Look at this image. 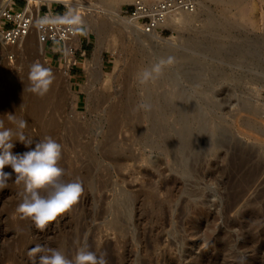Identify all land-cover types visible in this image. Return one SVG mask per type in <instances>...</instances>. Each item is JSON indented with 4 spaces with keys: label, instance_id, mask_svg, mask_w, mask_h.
Returning a JSON list of instances; mask_svg holds the SVG:
<instances>
[{
    "label": "rangeland",
    "instance_id": "obj_1",
    "mask_svg": "<svg viewBox=\"0 0 264 264\" xmlns=\"http://www.w3.org/2000/svg\"><path fill=\"white\" fill-rule=\"evenodd\" d=\"M41 1L43 10L50 7L57 13L65 4L72 17L64 1ZM131 1L76 0L79 23L91 12L110 30L105 35L92 23H80L79 63L70 74L47 48L42 50L35 30L32 45L28 37L16 46H4L0 39V131L12 132L13 154L29 150L19 141L21 136L34 142L31 148L46 137L54 139L62 146L58 166L64 169L63 180L84 188L79 202L41 233L17 211L23 184L14 183L13 173L9 187L0 190V264H32L28 251L36 244L44 246L38 255L49 254L51 248L72 259L85 243L108 264H264V0L230 6L228 15L239 16L232 35L205 33V26L216 30L221 22L215 26L202 20L184 27L172 23L160 32L170 49L178 51L200 37L213 38L215 46L226 49L237 43L258 44L263 62L246 65L229 60L232 54L226 50L216 55L189 50L184 57H165L164 46L150 44L145 35L132 34L110 16L116 7L127 15ZM4 2L0 0V16ZM222 9L209 7L219 16ZM161 60L163 72L148 83L167 82L164 73L191 67L198 75L195 85L228 87V100L201 95L205 101L215 100L221 117L215 120L229 131V151L217 148L206 155L209 167L199 175L176 166L173 170L159 149L137 143L129 126L115 128L116 147L105 146L112 117H126L121 106L148 85L139 83L140 74ZM33 64L51 69L54 77L42 97L30 90ZM197 65L205 70L203 78ZM20 120L27 121L26 127L19 128ZM236 149L251 152V158L233 155ZM4 171L13 170L5 166Z\"/></svg>",
    "mask_w": 264,
    "mask_h": 264
},
{
    "label": "bare ground",
    "instance_id": "obj_2",
    "mask_svg": "<svg viewBox=\"0 0 264 264\" xmlns=\"http://www.w3.org/2000/svg\"><path fill=\"white\" fill-rule=\"evenodd\" d=\"M47 1H64L70 6L72 18L77 19L76 21H78V13L81 6L76 0ZM41 2V0H28L27 10H29L34 17L31 31L26 36L28 38L24 37L28 39L27 44L29 45H32L33 42L32 36L34 33V24L37 10L40 7ZM199 3L200 6H202V10L197 12V9L193 13L182 12L175 15L171 17L163 27H167L172 23H179L184 27L197 20H202L206 25L212 22L215 25L217 21H220V28L212 30L211 27L205 26L206 30L203 29L204 32L213 31V34L215 32L226 33L229 35L233 34L231 33L232 29L236 26L239 16L233 18L228 15L227 10L233 4H239L242 7L244 0H200ZM8 4L14 6V0H5L2 10ZM210 4L222 6L223 9L220 16L219 14L217 15L215 12H212L213 10H209ZM109 12L111 13L110 16L117 23L123 24V26L129 31H132V34L136 32L139 35H145L150 44L164 46L165 51L163 52V55L169 59L187 56L189 50L209 51L213 55L218 54L221 50H226L232 54L231 57H229V60L236 61L241 65H246L248 62H263L261 61L259 52L256 50L258 44L256 45L255 43H237L226 49L221 47L220 44L219 46H215L213 38L201 39L200 37V40L193 41L187 49L181 51L170 49L167 38H164L159 30H154L150 33L142 31L135 22L129 19V17L120 13L117 10V7L115 10ZM92 15L91 12L88 13L87 16L82 17V22L80 23L90 24V26L92 23L94 27L98 26V30L101 34H108L110 30L108 29L109 25L104 22L102 23V21H97L95 18L93 19ZM213 24H211L212 28ZM216 24L218 25V23ZM203 35L205 36V34ZM136 37L137 35L133 37L135 43L138 42ZM20 42L21 41L17 44ZM0 46H2L1 41ZM41 46L43 50L44 45L42 43ZM197 66L202 67L201 65ZM202 69L204 75L200 78L205 76V70L203 67ZM161 75L163 76V74ZM164 75H166V77L168 76L167 82L148 83V85L142 89V93L133 97L128 104L121 106V111L125 109L128 115L122 118L112 117L113 119L110 124L111 132L108 134V141L105 146H109L111 149L116 147L117 131L115 128L120 125L129 126L136 137L137 143L141 144L144 142L147 146L149 145L152 146V148L156 147L159 149L161 155L164 157L163 159L172 163L171 168L173 170L176 166L183 169L187 174L193 173V175H199L209 167V162L205 161L206 155L211 154L217 148L229 151L228 143L226 141L229 131L220 127L219 123L215 120L216 118H221L217 115L219 108L212 97H210L209 101H205L201 95L208 93L224 95L223 99L228 100L230 99V96L226 95L228 87H224L223 85L218 86L213 83L206 86L195 85L194 79L198 77V75L194 68L191 67H180L177 71L166 72ZM181 78H185L183 83H180L179 81ZM142 102L150 103L153 106L152 110L149 112L140 109L139 105ZM113 113L116 114V112ZM232 153L233 155L241 154L245 160L250 159L252 154L249 151H240V149H236ZM111 157L113 158L114 156L112 155ZM206 213H209V211H206Z\"/></svg>",
    "mask_w": 264,
    "mask_h": 264
},
{
    "label": "clouds",
    "instance_id": "obj_3",
    "mask_svg": "<svg viewBox=\"0 0 264 264\" xmlns=\"http://www.w3.org/2000/svg\"><path fill=\"white\" fill-rule=\"evenodd\" d=\"M165 61L145 69L140 74L139 83L147 84L159 77ZM54 77L51 69L40 64H33L29 70L30 90L38 95L44 96L52 84ZM152 105L142 102L139 108L151 111ZM27 121L20 120L19 128H24ZM3 122L0 121V128ZM28 151L13 154L14 143L10 130L0 131V190L9 187L13 173L14 183L23 184L21 193L22 202L17 211L22 217L30 219L34 227L41 233L45 232L50 223L69 211L79 202L84 188L81 183L63 180L64 169L58 166L61 158L62 146L51 137L35 142V147L30 146L32 140H26L23 136L19 139ZM5 166H10L12 172H5ZM209 193L214 198V186L209 187ZM44 251V246L36 244L28 251V257L32 264H108L104 255L98 256L91 251L88 245L83 244L76 252L74 258H67L58 249H47L49 254L38 255ZM244 259V258H243Z\"/></svg>",
    "mask_w": 264,
    "mask_h": 264
},
{
    "label": "built area",
    "instance_id": "obj_4",
    "mask_svg": "<svg viewBox=\"0 0 264 264\" xmlns=\"http://www.w3.org/2000/svg\"><path fill=\"white\" fill-rule=\"evenodd\" d=\"M21 2L18 8L16 2ZM28 0H14V6L6 5L0 16V39L6 46H14L26 37L32 28L33 14L27 10ZM198 0H132L127 17L144 32L163 31L169 19L182 12L193 13L198 9ZM62 13L47 7L37 10L34 30L37 39L50 54L57 58L63 72L70 74L79 63L78 46L81 24L67 16L64 4ZM67 9V10H66Z\"/></svg>",
    "mask_w": 264,
    "mask_h": 264
}]
</instances>
